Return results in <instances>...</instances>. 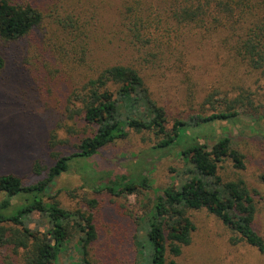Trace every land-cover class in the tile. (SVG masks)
I'll use <instances>...</instances> for the list:
<instances>
[{"label": "trees", "instance_id": "1", "mask_svg": "<svg viewBox=\"0 0 264 264\" xmlns=\"http://www.w3.org/2000/svg\"><path fill=\"white\" fill-rule=\"evenodd\" d=\"M79 15L59 21L64 41L52 51L59 62L40 68L53 77L62 76L65 67L67 74L76 75L64 112L73 123V132L75 123L81 121L88 135L76 144V152L53 153L50 167L34 164V182L25 183L11 172L0 174V248L10 250L3 264H58L74 236L77 264H93L91 251L100 236L91 211L95 200L82 199L87 209H69L56 200L57 192L47 193L48 187L68 171L73 160L97 157L129 131L152 134L151 152L180 148L178 155L187 174L177 188H156L149 178L150 169L141 163L137 171L106 182L102 179L92 189L114 199L152 194L142 215L136 217L142 235H133L134 264H177L175 258L190 244L195 230L190 215L194 211H206L220 220L234 235L233 244L243 242L263 253L264 239L253 224L257 209L251 190L240 178L224 181L220 175L229 161L242 168L243 156L225 137L211 147L195 142L188 136L186 122L175 120L168 129L166 110L154 99L152 86L168 75L192 80L200 47L224 49L243 65L250 79L255 77L254 86L231 85L225 95L231 91L235 95L220 101L215 99L219 89L209 90L202 106L218 104L209 115L197 116L195 124L233 120L245 110L264 111V0H118L115 21L120 30L115 33L123 48L122 59L114 63L96 58L92 42L102 36L93 37L97 33L93 18ZM43 19L33 1L0 0V73L5 66L3 49L34 33ZM45 52L48 49L36 52L37 63L41 59L49 63L42 56ZM258 179L264 185V167ZM14 199L21 202L13 204ZM34 213L48 219L47 232L24 226V219Z\"/></svg>", "mask_w": 264, "mask_h": 264}, {"label": "rangeland", "instance_id": "2", "mask_svg": "<svg viewBox=\"0 0 264 264\" xmlns=\"http://www.w3.org/2000/svg\"><path fill=\"white\" fill-rule=\"evenodd\" d=\"M30 1L43 12L42 25L18 43L3 49L5 66L0 73V174L15 173L25 183L37 179L32 171L34 164L50 167L54 161L53 153L66 156L76 152V144L88 135L81 121L75 123L73 132V123L66 119L64 112L67 97L77 82L76 75L67 74L65 67L62 76L54 74L57 77H53L40 68V65L48 67L59 62L55 61L57 56L52 52L64 41L59 21L76 18L78 12L82 14L79 15L81 18L85 15L93 18L97 30L93 37L102 36V40L92 42L97 59H113L111 63L119 61L123 48L115 33L120 30L115 21L118 0ZM72 11L74 15L71 16ZM43 49H48L49 53L42 56L49 63L43 59L36 62V52L38 55ZM196 52L194 63L198 69L194 78L190 81L182 76L161 78L153 83L154 99L166 110L168 129L175 120L186 122L188 136L195 142L211 147L225 137L243 156L242 168L234 167L229 161L223 165L220 175L224 181L234 178L245 181L257 209L254 228L264 239V185L258 179L264 167V111L260 108L245 110L233 120L195 124L197 116L209 115L218 104L202 106L209 90L219 89L220 94L215 99L220 101L224 96L235 95L233 91L225 95L231 85L251 88L255 77L250 79L244 73L243 65L224 49L200 47ZM118 111L122 112L121 107ZM154 142L150 133L129 131L126 138L107 146L97 157L87 161L73 160L68 171L49 185L47 193L57 192L56 200L69 209H87L82 199L95 200L96 205L91 211L100 236L91 251L93 264L135 263L133 235H142L136 226V217L142 215L152 198L151 193L125 199H114L106 192L93 193L97 182L137 171L141 163L150 169L149 178L156 188H177L186 177V164L178 155L180 148L151 152ZM20 202L13 200V204ZM190 215L195 230L190 244L175 258L177 264H264V252L243 242L233 244L230 241L234 237L232 232L213 215L206 211H194ZM23 224L33 232H47L50 228L48 219L37 213L27 216ZM76 239L75 236L71 238L58 264H77L78 256L73 248ZM9 254L8 248H0V264Z\"/></svg>", "mask_w": 264, "mask_h": 264}]
</instances>
